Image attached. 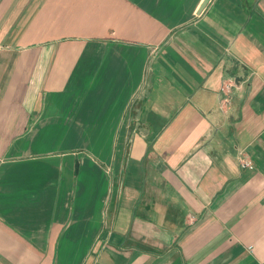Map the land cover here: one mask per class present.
Instances as JSON below:
<instances>
[{"label": "crops", "instance_id": "crops-1", "mask_svg": "<svg viewBox=\"0 0 264 264\" xmlns=\"http://www.w3.org/2000/svg\"><path fill=\"white\" fill-rule=\"evenodd\" d=\"M203 1L0 0V264H264V0Z\"/></svg>", "mask_w": 264, "mask_h": 264}, {"label": "rangeland", "instance_id": "rangeland-1", "mask_svg": "<svg viewBox=\"0 0 264 264\" xmlns=\"http://www.w3.org/2000/svg\"><path fill=\"white\" fill-rule=\"evenodd\" d=\"M84 88H87L84 87ZM78 90V89H76ZM83 91L78 90V91H74L73 88H70L65 95L67 96H79V94H82ZM94 139L93 142L97 144V149L98 152L101 151L102 153H108L110 145V137H111V133L108 132V128L106 126L101 127V131H97L95 132V134L93 135H84V139L79 138V136L74 135V136H67V135H62V136H57L55 139H53V137H50V144H51V148L53 150H65V149H72L77 147L78 145L80 146L81 144L83 145L84 142H86L88 140V137H93ZM53 139V140H52ZM104 188H106V185L104 186Z\"/></svg>", "mask_w": 264, "mask_h": 264}, {"label": "built area", "instance_id": "built-area-1", "mask_svg": "<svg viewBox=\"0 0 264 264\" xmlns=\"http://www.w3.org/2000/svg\"><path fill=\"white\" fill-rule=\"evenodd\" d=\"M231 87H233V81L232 80H228L226 82H224L221 86V91L223 94H225V97L223 99H221V102L220 104L222 106H226L228 105L229 101H230V89ZM238 160H239V165H241V167L243 169L247 168L249 170H252L254 169V165L252 164V162L247 158V157H243L242 156V153L239 154V157H238Z\"/></svg>", "mask_w": 264, "mask_h": 264}, {"label": "water", "instance_id": "water-1", "mask_svg": "<svg viewBox=\"0 0 264 264\" xmlns=\"http://www.w3.org/2000/svg\"><path fill=\"white\" fill-rule=\"evenodd\" d=\"M209 1L210 0H204L203 1V4L198 9L197 14H200L207 7V5L209 4Z\"/></svg>", "mask_w": 264, "mask_h": 264}]
</instances>
